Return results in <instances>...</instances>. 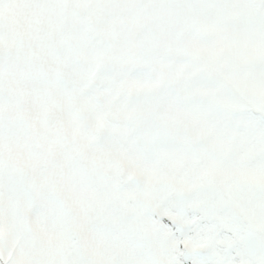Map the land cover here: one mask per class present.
Segmentation results:
<instances>
[{
    "label": "snow or ice",
    "instance_id": "1",
    "mask_svg": "<svg viewBox=\"0 0 264 264\" xmlns=\"http://www.w3.org/2000/svg\"><path fill=\"white\" fill-rule=\"evenodd\" d=\"M0 264H264V0H0Z\"/></svg>",
    "mask_w": 264,
    "mask_h": 264
}]
</instances>
